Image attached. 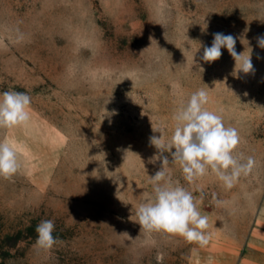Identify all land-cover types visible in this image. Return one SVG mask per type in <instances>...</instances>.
Instances as JSON below:
<instances>
[{
  "label": "rangeland",
  "instance_id": "rangeland-1",
  "mask_svg": "<svg viewBox=\"0 0 264 264\" xmlns=\"http://www.w3.org/2000/svg\"><path fill=\"white\" fill-rule=\"evenodd\" d=\"M215 33L235 37L254 71H239L226 48L205 62ZM260 36L264 0H0V93L31 97L28 125L0 128L21 162L0 178V264H264ZM198 89L238 130L236 153L256 160L225 189L210 170L189 184L164 153L208 216L203 248L140 230L136 216L161 166L149 162L153 127L170 138L173 114ZM48 219L60 242L45 252L35 229Z\"/></svg>",
  "mask_w": 264,
  "mask_h": 264
},
{
  "label": "clouds",
  "instance_id": "clouds-1",
  "mask_svg": "<svg viewBox=\"0 0 264 264\" xmlns=\"http://www.w3.org/2000/svg\"><path fill=\"white\" fill-rule=\"evenodd\" d=\"M257 43L264 49V36L257 37ZM235 45L236 39L231 34L215 33L211 46L204 47L202 59L214 62L222 56L221 49L226 48L236 65H240L239 71L245 74L253 72L251 56L238 53ZM208 103L209 96L205 89L193 92L173 114L174 128L167 140L162 128L153 127L154 132L160 133L159 136L150 137V143L158 150V155L149 162L160 160L161 166L150 176L154 196L141 203L136 211L140 230L178 236L201 248L207 246L211 238L207 232L208 216L201 214L192 192L173 181L168 170L170 161L164 153L171 154V163L180 165L189 184L204 177L210 170L225 189H231L241 177L250 175L256 166L253 156L236 153L241 143L238 130L226 126L222 114L208 110L205 107ZM30 121L31 97L27 93H0V128L24 127ZM20 168L16 148L9 141L0 140V178L11 180ZM216 203L219 205L222 202ZM35 231L34 248L38 250L51 251L60 242L53 235V220H42ZM162 259V255L157 256L158 264Z\"/></svg>",
  "mask_w": 264,
  "mask_h": 264
}]
</instances>
